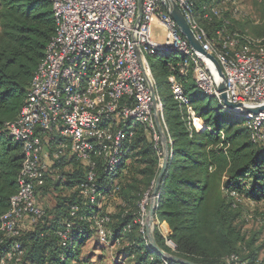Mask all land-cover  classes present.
<instances>
[{"label":"built area","instance_id":"2783aa9c","mask_svg":"<svg viewBox=\"0 0 264 264\" xmlns=\"http://www.w3.org/2000/svg\"><path fill=\"white\" fill-rule=\"evenodd\" d=\"M173 1L195 39L218 62L228 101L247 108L264 106L263 39L230 33L225 26L209 36L198 20L195 0ZM50 4L53 35L17 116L2 128L5 137L21 145L23 159L16 191L0 217V242L10 241L0 254V264H17L21 260L20 224L25 220L35 224L44 216L35 198L36 190L44 185L46 175L53 173L52 165L62 157L71 156L84 167L80 194L92 214L78 204L72 205L56 232L60 246L72 245V227L81 223L93 226L101 242L119 244L105 226L108 215L99 212L101 200L118 190L117 174L129 159L136 126L150 133L158 157L165 154L162 134L168 136L164 101L148 56L176 58L175 63H167V81L175 101L186 102L182 82L191 73L196 87L225 108L212 60L190 46L160 0H50ZM212 17H221L215 5L202 13L203 19ZM154 28L160 30L157 37L153 36ZM187 109L195 127L196 117L190 107ZM229 112L244 121L252 143L264 144V110L257 114ZM102 178L105 184H99ZM230 194L236 196L234 192ZM148 195L149 190L138 203L134 219L146 237L144 203L149 201ZM157 197L158 192L150 198L153 211ZM169 233L162 236L173 249ZM223 260L224 264H246L235 253Z\"/></svg>","mask_w":264,"mask_h":264},{"label":"trees","instance_id":"16d2710c","mask_svg":"<svg viewBox=\"0 0 264 264\" xmlns=\"http://www.w3.org/2000/svg\"><path fill=\"white\" fill-rule=\"evenodd\" d=\"M233 1L237 0L223 3L229 8L221 12V17L206 20L202 13L210 6H218L221 0H195L198 20L209 36L223 26L230 33L243 34L233 28ZM262 17L264 20V8ZM53 32L50 0H0V217L7 211L9 198L16 191V177L23 159L21 145L4 136L3 124L17 116ZM253 34L264 38V26L261 31L255 29ZM154 58L151 68L158 90V84L170 72L168 61L175 63L176 58L165 55ZM182 84L185 103L171 96L162 97L168 129V157L153 215L167 225L168 238L175 247L166 245L157 227L153 229L154 239L166 253L194 264H224L223 259L232 253L246 264H253L257 260L252 250L257 233L244 229L243 224L251 220L264 232V209L263 216L255 210L259 205L264 207V144L252 143L244 121L223 108L214 97L199 90L191 73ZM187 107L197 117L196 128ZM130 147L128 160L137 152L144 161V183L148 188L160 171L158 160L151 157L156 151L150 133L136 126ZM63 160L62 157L52 166L53 174L58 173L56 181L59 184L51 182L46 175L44 185L36 190L39 205L40 189L54 194L55 190H62L56 193L60 195L55 197L51 209L40 205L45 214L38 222L33 224L25 220L20 224L18 241L23 255L17 264H70L85 239L94 234V227L87 223L73 225L72 245L60 246L56 232L69 216L70 207L78 204L87 214H92L80 194L84 167L71 161V170H65ZM106 182L105 178L99 180V184ZM133 184L129 182L122 190L117 184V192L104 198L110 201L117 194H123L125 199L129 194L137 198L133 209L122 200L117 214L105 212V204H102L99 212L109 217L106 228L118 238V249L139 264H175L154 252L145 233L140 232L139 224L134 223L143 191H138ZM9 245L8 240L0 242V254Z\"/></svg>","mask_w":264,"mask_h":264},{"label":"rangeland","instance_id":"374dc122","mask_svg":"<svg viewBox=\"0 0 264 264\" xmlns=\"http://www.w3.org/2000/svg\"><path fill=\"white\" fill-rule=\"evenodd\" d=\"M237 6V10L232 12V19L234 21L233 28L236 29L235 31H238L245 35H248L252 38H257L256 35L253 34L255 32V29H260V31L263 29L264 26V20L262 17V10L264 8V0H237L236 3H231V7ZM222 14L228 9L227 5L220 3L217 6ZM159 29L154 28L153 29V36L157 37L159 34ZM229 32V31H228ZM263 39L264 42V38ZM166 56V55H165ZM157 56H148V60L150 61V65L152 63V60H154ZM158 93L161 97H172L170 85L167 81V77H164L162 79V82L158 84ZM196 117V116H195ZM197 118V117H196ZM201 121V120H200ZM194 123L197 124V121L194 118ZM193 125V124H192ZM156 153V152H155ZM152 153L151 157H155L158 160V164L161 167V163L165 157V154L158 157L157 154ZM165 153V151H164ZM54 166V165H52ZM123 170L121 172H118L117 174V184L120 186L121 190L129 183L134 182V186L137 187L138 191H143V194L146 193L149 190L148 199L149 201L144 203V212L146 217L145 221L146 224H150V229L153 231L155 227H157L161 233V235H166V231H169L167 225L165 223H160L158 220H156L153 217V221L150 223V201L152 196V191L154 187L155 181L150 185V187L146 188L144 181L146 179V173L145 172V164L142 158H140L137 154V152L134 153V155L130 158V160L127 161V163L124 165V167H121ZM125 168H128L127 170ZM57 169H55L56 172ZM128 172H126V171ZM58 171V170H57ZM60 173V172H59ZM65 176V172H63ZM58 174V173H57ZM129 176V177H126ZM51 182H54V184H59L56 181V175L55 173L51 174V178H47ZM63 183V180L61 181ZM59 187V186H58ZM62 188V186H60ZM59 188L58 190H60ZM62 192V190H60ZM55 190L56 193H61ZM55 194L53 192H46L44 190L40 189V192L38 191V202L40 205L44 208L51 209L52 205L55 202V197H57L60 194ZM136 193L134 192V195ZM142 196L140 197L139 203L142 200ZM122 195V196H121ZM129 198L125 199L123 197V194H117L113 198V200L105 201V199L101 200V205L105 204L104 211L108 213H114L117 214L120 210V203L122 200H125L129 203L130 208H134V204L137 200L133 198L132 195H128ZM263 209L264 207L262 205H259L256 207V211L259 213V215L263 216ZM149 215V216H148ZM244 229L253 231L257 233L256 242H254V245H252V250L254 252V255L257 257V260L253 264H264V232L263 228L259 227L255 222H252L251 220L246 221V223L243 224ZM146 232V231H145ZM119 244H112L109 243H103L100 241V239L95 235H91L85 239L83 244L80 246L78 251L76 252V255L73 256L71 259L70 264H139L137 261H135L132 258H129L127 256V253L124 251H121L118 249ZM141 264H147L145 262H141Z\"/></svg>","mask_w":264,"mask_h":264},{"label":"water","instance_id":"95a60500","mask_svg":"<svg viewBox=\"0 0 264 264\" xmlns=\"http://www.w3.org/2000/svg\"><path fill=\"white\" fill-rule=\"evenodd\" d=\"M161 3L163 4L166 12L170 15V17L172 18V20L176 23L178 29L180 30L181 34L185 37V39L187 40V42L190 44V46L197 52H199L200 54L208 57L209 59L212 60L215 69L218 73V76L220 78L219 81V85H218V89L221 92V98L223 100V104L226 110L231 111V110H237L240 113H252V114H257L260 111L264 110V106L261 107H256V108H247L244 107L241 104H233L230 101H228L226 93H225V87H224V76L223 73L221 71V68L218 64V62L216 61V59L206 53L204 51V49L202 48V46L200 45V43L195 39L189 25L187 24L186 20L184 19L181 11L179 10V8L177 7V5L174 3L173 0H160ZM140 2V0H139ZM156 125L158 130H161V126L159 124V121L157 119H155ZM162 141L164 144V151H165V157L161 163V167H160V171L155 179V183H154V187H153V191H152V197H154L157 192H158V188L162 179V176L164 174L165 168L167 166V156H168V149H167V145H166V137L164 134H162ZM149 215H150V223L153 221V215H154V211L153 208L150 207L149 210ZM146 235L148 237V240L150 242V245L152 247V249L154 250V252H156L157 254H159L161 257L170 260L171 262H177L180 264H194L191 263L189 261L183 260L179 257L176 256H172L168 253H166L165 251H163L156 243L154 236H153V231H151L150 229V224L148 223L146 225ZM173 246L175 247V245L173 244Z\"/></svg>","mask_w":264,"mask_h":264},{"label":"crops","instance_id":"0c3cea01","mask_svg":"<svg viewBox=\"0 0 264 264\" xmlns=\"http://www.w3.org/2000/svg\"><path fill=\"white\" fill-rule=\"evenodd\" d=\"M71 161H76L75 159H73L71 156L68 157V158H64V160L62 161L63 165H64V168L65 170H71ZM45 162L48 164L49 162L47 160H45ZM78 163V161H76ZM80 165V163H78ZM51 170L53 171L52 167H51ZM48 177L51 178V174H48Z\"/></svg>","mask_w":264,"mask_h":264}]
</instances>
